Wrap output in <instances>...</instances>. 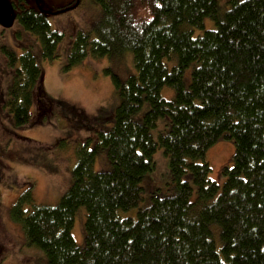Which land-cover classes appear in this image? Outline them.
<instances>
[{
  "label": "trees",
  "instance_id": "16d2710c",
  "mask_svg": "<svg viewBox=\"0 0 264 264\" xmlns=\"http://www.w3.org/2000/svg\"><path fill=\"white\" fill-rule=\"evenodd\" d=\"M94 1L99 19L76 31L64 68L131 51L135 72L123 79L107 69L118 97L113 124L92 147L90 139L78 147L59 202L36 203L32 183L16 198L10 217L26 243L42 250L41 264H264V0H229L223 14L217 0ZM12 8L37 41L18 43V53L0 38V127L9 130L30 122L33 105L40 115L51 104L40 61L59 57L63 38L43 8L28 0ZM206 17L217 26L194 36ZM164 58L176 60L171 69ZM164 86L175 89L174 100L162 96ZM160 117L167 128L154 139ZM221 135L235 144L233 164L220 170L223 184L205 159ZM158 147L169 156L174 192L151 195L136 218L121 216L141 200ZM102 151L112 166L96 171ZM80 207L82 246L71 231Z\"/></svg>",
  "mask_w": 264,
  "mask_h": 264
},
{
  "label": "rangeland",
  "instance_id": "374dc122",
  "mask_svg": "<svg viewBox=\"0 0 264 264\" xmlns=\"http://www.w3.org/2000/svg\"><path fill=\"white\" fill-rule=\"evenodd\" d=\"M35 1L41 8L49 10L53 5H64L70 0H28V4L35 5ZM217 1L220 14L231 5L229 0ZM7 2L11 8L13 0ZM100 9V5L94 0H80L78 5L68 10L48 13L50 25L63 32L58 47L60 56L53 60L40 61L43 68L42 87L51 99V104L40 115L41 108L33 105L30 122L23 127H12L10 130L0 127V264L42 263V250L36 245L26 243L21 224L14 222L10 217V208L30 183L36 203L53 206L59 202L72 183V169L77 162L78 147L88 139L89 146L92 147L98 141L100 131L109 129L113 124L118 97L107 69L113 68L123 79L135 72L131 51H127L124 57L117 58L88 55L76 65L64 68L76 31L91 28L99 19ZM13 10L15 9H11L12 15ZM216 26L214 19L206 17L203 28L194 27L192 33L198 36L204 29ZM0 38L18 53V43L22 45L37 41L33 35L22 29L15 19L11 26L5 27L0 23ZM175 61L164 58L169 69ZM193 65L185 70L186 85L192 80ZM161 94L167 100H174L176 97V91L171 86H164ZM147 108L148 106L144 105L142 112ZM167 122V118L158 119L156 127L151 130L154 139L158 138L160 131L167 128ZM234 151L233 139L225 135H221L206 151L205 159L211 167L209 175L220 184L226 179L220 172L221 167L233 164ZM153 160V168L141 182L144 187L141 200L135 207L120 209L121 216L136 218L138 209L151 202V195H171L174 192L169 156L162 147H158ZM111 166L106 152H100L94 169L104 171L109 170ZM85 219L86 209L80 207L75 214L71 230L80 246L85 242ZM216 240L219 249L221 241L218 237Z\"/></svg>",
  "mask_w": 264,
  "mask_h": 264
},
{
  "label": "water",
  "instance_id": "95a60500",
  "mask_svg": "<svg viewBox=\"0 0 264 264\" xmlns=\"http://www.w3.org/2000/svg\"><path fill=\"white\" fill-rule=\"evenodd\" d=\"M79 2L80 0H76L73 6L78 5ZM45 11L48 12V10ZM13 22L14 16L12 15L9 3L7 2V0H0V23H2L4 26H11Z\"/></svg>",
  "mask_w": 264,
  "mask_h": 264
},
{
  "label": "flooded vegetation",
  "instance_id": "af4514ba",
  "mask_svg": "<svg viewBox=\"0 0 264 264\" xmlns=\"http://www.w3.org/2000/svg\"><path fill=\"white\" fill-rule=\"evenodd\" d=\"M76 0H70L68 2H66L64 5H56L57 8L51 10L49 9L47 13H56V12H60V11H64V10H68L70 8H72V6L74 5ZM35 5L37 7H39V4H37V2L35 1ZM41 8V7H40ZM44 9V8H43ZM46 10V9H45Z\"/></svg>",
  "mask_w": 264,
  "mask_h": 264
}]
</instances>
